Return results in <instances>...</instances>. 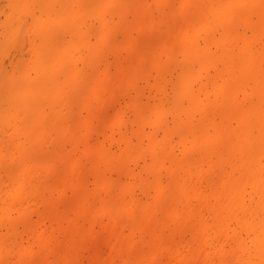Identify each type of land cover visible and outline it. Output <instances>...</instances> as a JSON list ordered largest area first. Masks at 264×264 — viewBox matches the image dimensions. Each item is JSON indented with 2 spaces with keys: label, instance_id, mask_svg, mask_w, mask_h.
I'll return each instance as SVG.
<instances>
[{
  "label": "bare ground",
  "instance_id": "obj_1",
  "mask_svg": "<svg viewBox=\"0 0 264 264\" xmlns=\"http://www.w3.org/2000/svg\"><path fill=\"white\" fill-rule=\"evenodd\" d=\"M156 4L171 34L142 45L114 34L148 0H0V264L96 261V235L105 264H264V0ZM120 49L147 94L105 123Z\"/></svg>",
  "mask_w": 264,
  "mask_h": 264
},
{
  "label": "rangeland",
  "instance_id": "obj_2",
  "mask_svg": "<svg viewBox=\"0 0 264 264\" xmlns=\"http://www.w3.org/2000/svg\"><path fill=\"white\" fill-rule=\"evenodd\" d=\"M148 3L150 5V13L144 16H138L136 15L135 11L130 13L128 15V25L124 27H117L115 28V34L114 37L119 40L123 41L126 38L135 39L140 42V44L145 45L150 42H157L161 40L164 37L170 36V32L166 31L162 24L156 23V0H148ZM136 23L138 25L137 28H132V24ZM13 53L9 52L5 56L2 57V66L6 67L8 65L9 60L11 59ZM119 61L122 66L124 67V73L117 75L114 79L111 80L112 86L114 87V91L117 94V97L113 99L112 101H105L100 100L97 105L96 109L98 112L102 113V120L105 121V123L109 122L112 119V116L114 112L124 104L130 97H132L134 94H143L146 96V84L139 81V79L129 74V68L132 65V62L134 60V56L128 51L124 49H120L116 55L113 51H107L104 55V64L113 65L114 62ZM101 68V67H100ZM114 72V71H113ZM151 75H154L152 73ZM124 76H129L131 78V83L127 84L126 82H122ZM149 83L153 82V78L150 77L148 79ZM145 100V98H144ZM131 117V115L129 114ZM101 137H97L95 134H91L90 141L96 142L101 141ZM67 149L71 152L72 157H80L85 154V152L88 151V149L81 144V136L77 135L76 138L68 145ZM114 149V148H113ZM142 165V163L139 164V166H134L132 164H129V168L138 171L139 167ZM88 167H86L87 169ZM59 175V169L58 168H51V169H45L44 167H41V169L38 172V178L39 179H46V178H58ZM87 189H92L91 184V178L88 179L87 182ZM137 198L143 199L144 198L137 194L135 195ZM75 196L71 195L70 192H67L65 203L69 204L74 202ZM40 211L34 215L31 216L30 220L35 221L38 217V214ZM49 224H46L48 226ZM95 231L99 233V228L96 226ZM127 231L125 230L123 232V240H126ZM94 242L96 246L100 249L101 258L99 260H93L90 257V254L86 250H82L76 260H72L69 258H64V261L66 264H105V258L107 255V244L108 240L106 238L100 237L99 235L94 236ZM186 238V236H184ZM58 246L67 244V241L64 239H60L56 243ZM32 261L38 262L41 260L39 256L33 257L31 259ZM119 261L115 262L118 263ZM161 263L166 264L165 259L161 260Z\"/></svg>",
  "mask_w": 264,
  "mask_h": 264
}]
</instances>
